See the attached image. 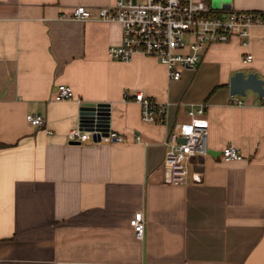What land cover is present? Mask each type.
<instances>
[{
    "label": "crops",
    "instance_id": "0c3cea01",
    "mask_svg": "<svg viewBox=\"0 0 264 264\" xmlns=\"http://www.w3.org/2000/svg\"><path fill=\"white\" fill-rule=\"evenodd\" d=\"M114 2L0 0V264H264V97L247 90L232 104L229 92L235 72L264 80V26L247 47L235 35L207 45L196 69L170 80L156 58L109 56L120 24L71 18L78 5L95 12ZM227 4L264 11V0ZM60 84L73 99H53ZM138 91L166 105L164 123L141 120ZM77 100L108 103L124 140H67ZM199 103L208 153L193 158L185 184H170L164 139ZM29 113L45 123L30 125ZM230 144L241 160L223 159ZM137 210L142 239L129 226Z\"/></svg>",
    "mask_w": 264,
    "mask_h": 264
},
{
    "label": "built area",
    "instance_id": "2783aa9c",
    "mask_svg": "<svg viewBox=\"0 0 264 264\" xmlns=\"http://www.w3.org/2000/svg\"><path fill=\"white\" fill-rule=\"evenodd\" d=\"M71 18L81 21L98 20L118 23L122 28V40L118 45H111L108 54L112 59L127 62L134 55L140 54L156 58L167 69L170 80H179L180 68L196 69L202 58L203 49L212 43H226L232 36H238L245 47L249 44L250 30L264 26V11L232 10L227 3L212 7L203 0H115L112 5L97 7L95 12L86 6H76ZM252 59L246 52L243 61ZM129 99L128 94H124ZM131 98L140 106L143 122L161 124L165 121L166 105L141 91ZM57 101L73 99L69 85L60 84L53 98ZM81 106L86 103L77 100ZM232 104H241V99L232 95ZM97 104V103H93ZM206 104H190L187 111L189 120L180 124L177 130H170L164 139L166 146L162 165L166 170V181L170 184H185L191 171L194 157L208 153L207 130L209 121L205 117ZM26 121L32 126L45 123L40 113L26 114ZM93 126L85 129L79 124L67 132V140L80 143H97L102 140L122 142L123 136L111 130L107 134ZM46 133H51L46 130ZM100 141H94V136ZM183 138V142H179ZM134 139L140 141L139 134ZM224 160H241L239 149L227 145L222 150ZM135 238L142 239L145 229V217L142 210H137L129 219Z\"/></svg>",
    "mask_w": 264,
    "mask_h": 264
},
{
    "label": "water",
    "instance_id": "95a60500",
    "mask_svg": "<svg viewBox=\"0 0 264 264\" xmlns=\"http://www.w3.org/2000/svg\"><path fill=\"white\" fill-rule=\"evenodd\" d=\"M221 2L228 3L229 0H214V6L219 7ZM247 90L264 97V80L254 72L247 74L243 71L235 72L229 81L230 95L245 96ZM78 119L81 127L92 130L93 126L96 125L101 127L99 129L104 131L103 134L106 135L110 126V105L108 103H86L79 107ZM93 139L100 141V136H94ZM178 141L183 142L184 140L179 138Z\"/></svg>",
    "mask_w": 264,
    "mask_h": 264
}]
</instances>
